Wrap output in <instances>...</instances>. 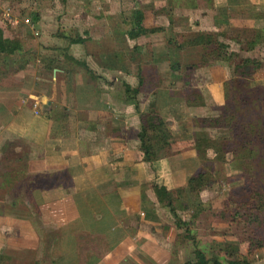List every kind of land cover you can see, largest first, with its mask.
Returning <instances> with one entry per match:
<instances>
[{
  "label": "crops",
  "instance_id": "crops-1",
  "mask_svg": "<svg viewBox=\"0 0 264 264\" xmlns=\"http://www.w3.org/2000/svg\"><path fill=\"white\" fill-rule=\"evenodd\" d=\"M60 1L67 7L70 0ZM71 1L72 18H44L39 8L38 14L31 13L36 18H31L27 36L13 34L0 21V38L19 40L24 51L0 53V189H7L2 178L19 175L14 193L0 191V259L32 264L38 254L55 250L53 264H183L188 259L179 240L181 231L153 186L174 192L185 188L187 178L198 172L193 147L197 136L190 124L193 116L185 112L206 110L214 101L221 104L219 89L225 79L210 78L211 63L193 68V73H207L197 82L199 102L190 98L187 105L176 85L162 82L156 70L155 81L148 86L151 76L145 72L144 76L138 64L135 109L123 84L134 88L137 80L133 84L130 64L119 60L129 38L126 33L125 39L103 28L81 26L86 23L85 7L97 1ZM188 1L163 0V5H157L169 15L175 7L194 9ZM202 1L206 0H196L197 5ZM207 1L204 10L211 15V29L229 23L226 10L239 5L229 0ZM237 1L251 7L264 2ZM100 4L108 8V3ZM183 18L188 21L186 15ZM158 22L164 25L161 19ZM53 24L65 31L71 26L75 34L58 32ZM76 37L82 40L71 43ZM175 70L163 68L170 74ZM149 100L171 132L170 154L145 161L138 147V113L146 110ZM211 154L208 160L217 162ZM203 187L193 198L195 204L212 196L202 194ZM22 203L24 209L18 207ZM217 224L218 229L223 227ZM214 239L223 241L224 249L246 256L249 264H264V248L249 251L247 242L226 236ZM196 248L205 257L203 249L210 246L196 244ZM72 250L74 262L66 258Z\"/></svg>",
  "mask_w": 264,
  "mask_h": 264
},
{
  "label": "rangeland",
  "instance_id": "rangeland-1",
  "mask_svg": "<svg viewBox=\"0 0 264 264\" xmlns=\"http://www.w3.org/2000/svg\"><path fill=\"white\" fill-rule=\"evenodd\" d=\"M96 1L97 3L94 4L91 2L88 3V7H85V9L88 8L86 9L87 14H84L86 16V23H83L81 26L89 25V28L98 27V30H102L103 28L104 31L112 32L119 38H125V33L132 26L134 11L139 10L142 12V15H145L144 18L142 16V25L148 30L147 33L133 39H127L125 43L126 46L124 45L126 48L123 53H120L121 56L124 55L125 57L119 58V60L124 59V64H130L131 73L129 75L133 77V84L138 80V75L141 74L140 68H136L138 64H140L143 73L145 72L147 76H151L150 79L152 80L148 81V86H151L153 81H155L153 70H156V72H159V77L162 82L171 81L173 85H176L175 89L177 88L176 90L181 93L183 100L184 96L188 95V98H191L193 102H199V99L196 98L199 88L197 82L203 80V76L206 75L207 71L204 70L197 74L192 72L193 68H191V65L200 60V48L189 47L187 45L180 47L179 44L190 40L198 34L207 33L211 34L213 37L219 32L228 34L230 26L245 25L255 28L259 32L257 43L251 50L246 52L239 50V46L233 41H229L227 37H219V39L227 42L228 51L238 53L243 57L253 58L259 61L261 66H249L248 71H251V75L246 78L240 76L239 71L241 70L234 69L231 64L221 61L211 63L213 67L210 72L212 77L210 76V78L217 81L218 79L224 78V82H226V85L223 83L221 89H219V99L222 101L221 104L213 100V105L207 107L206 110L200 107L194 108L195 111L191 110V113L188 111L185 112L193 116L190 124L193 126L195 136L199 139L207 140L206 144L201 147L206 159L204 162L199 163L198 171L206 170L211 174V177L204 183L202 194H211L213 198L209 195L210 197L207 202L195 204L193 198L199 196L195 195L196 192L194 196L191 195L188 198L186 197L188 194H185L187 192L183 190L184 187L183 189L181 188V191H178V194L173 192V199L175 198L174 195L177 196V199L173 201L174 209L176 210L178 218L182 220V222H185V224L181 222L178 228L181 231L179 233V240L183 245L182 247L186 258L192 259L193 255L191 249L196 248V244H198L200 246L205 245L208 248L210 246L207 250L205 248L203 249V251H205V257L210 258L214 256L225 263L228 259L223 247L225 243H221L223 241H218L214 238L218 239L226 236L227 239L240 240V242L248 243L246 240H248V238L250 239L251 231H256L258 233L259 231H264V207L260 208L258 212L260 213L259 218L254 221L253 214L257 207L244 210L239 207L238 203L243 197L240 188L244 185L250 187L251 190L259 194V196H256L253 200V203H257L259 199L264 201V138L259 140L253 139L249 143L243 145L245 148L251 149V147H253L255 149L252 154L248 156V160L251 162L249 167V165L243 164V162L248 161L247 152L243 150V148H241L234 157L230 152H226V148L231 146V141L234 140L229 130L219 126L206 127L202 125L200 119L208 116H213L212 118L215 119L222 115V106L225 103L235 107L238 113H242V107L247 104L244 103L247 99L245 95H249L255 100L252 108L253 118L256 119L255 121L257 123L259 122L264 125V2L259 1L258 5L252 4L253 6L251 7L245 2L239 3L237 0H229L239 4L234 8L226 10L229 23L225 26H215V29H211L209 28L210 25L213 24L211 15L209 11L204 10L206 8L205 5L208 4L207 0L205 2L202 1V5H197L198 2H196V0H190L188 2L189 4H193L195 7L194 9L175 7L174 9L172 8V13H170V10H167L170 11L169 15L165 13L166 8L161 9L158 7V0ZM0 2H3L5 6L3 9H0V21L4 24L3 27L6 30L8 28L16 35L22 33L27 36L31 33L30 28L33 22L30 15L33 12H37L38 14V8L39 13L43 15L44 18H51L52 20H59L62 17L72 18L74 16V2L71 0L67 4V7H65L60 0H0ZM100 2L108 3V8L103 9V5L100 4ZM159 3L163 5V0ZM109 5L111 7H109ZM153 5L156 6V8H153ZM185 15L188 17V21H185V18H183ZM24 18H27V23L22 21ZM89 18H93V22L96 25L92 26V21ZM157 19H161L164 25H160ZM76 21H79V19ZM53 26L55 27L54 24ZM169 26L170 30L168 29ZM12 27L14 29H12ZM56 27L58 32H65L71 36L75 34V32H72L71 26L67 27L66 31L62 30L60 24L56 25ZM32 30L35 31L34 29ZM39 30L40 29H38L37 32ZM80 30H83L82 27H80ZM119 43L121 44L120 41ZM172 64H178L179 69L175 70L173 74L171 73L172 75L168 71V73L165 71L163 72V68H167ZM235 88L238 89L240 93H237ZM244 91L245 95L243 94ZM204 98L206 99L205 96ZM201 101L203 103V99ZM149 102L150 100L146 104V108ZM185 108L187 107L185 106ZM256 122L253 123L255 128L259 127ZM219 141L222 143L224 142V147L221 146L222 143L217 144ZM225 146L227 147L225 148ZM216 147H222V149L225 150L223 158H226V161H217L213 163L211 160H208L207 157L212 151L214 153L213 148ZM207 151L209 152L207 153ZM162 154H164L163 149L159 150V155ZM14 164L17 163L15 162ZM244 167L246 169L243 170ZM242 170L250 172V176L245 178L246 181L239 177V175L242 174ZM247 171L245 172V176H247ZM9 177H13V175H7L2 178L7 182V185L2 186L11 189L14 193L19 185L17 184L19 175L8 179ZM10 183H13V185H10ZM6 190L0 189V191ZM223 197L225 200L221 202ZM211 198L212 200L210 203L209 200ZM218 198H220V203H218ZM8 201L9 200H7V202ZM35 203L36 201L33 202V204ZM18 207L24 209L23 203ZM192 214L195 218H192ZM218 222H220V228L221 225H223L221 229H218ZM185 230H187L186 234ZM52 251L55 250H50V253H48V251H43V254H38L37 257L41 256L32 264H53V257L56 256V251ZM66 258L74 262L73 250L67 253ZM13 262L14 263L10 262L8 259H0V264H26L24 262L16 263V260H13ZM65 263L71 264L68 262ZM208 264H210V262Z\"/></svg>",
  "mask_w": 264,
  "mask_h": 264
},
{
  "label": "trees",
  "instance_id": "trees-1",
  "mask_svg": "<svg viewBox=\"0 0 264 264\" xmlns=\"http://www.w3.org/2000/svg\"><path fill=\"white\" fill-rule=\"evenodd\" d=\"M31 18L35 19V15L31 14ZM228 34L219 32L216 33L213 37L211 34L203 33L198 34L194 37H192L190 40H187L186 42H182L179 44L180 47H183L185 45L189 47H198L201 49L200 54V60L197 63H194L191 65V68H197L201 66L209 65L210 63L221 61L228 64H231L234 69H240L239 75L242 77H249L251 75V71L249 69V66H255L259 67L261 66V63L253 58L243 57L240 56L238 53H234L232 51H228V44L227 42L223 41L222 39H219V37H227L229 41H233L239 46V50L241 51H248L253 48V46L257 43L259 39V32L255 28H251L248 26H230L229 27ZM147 29L143 27L142 25V12L139 10L134 11L133 13V24L129 28V30L126 32V36L128 38H136L140 35H143L144 33H147ZM2 33V32H1ZM0 33V34H1ZM82 39L74 38L70 40L71 43L80 42ZM18 52L20 54H24L23 48L21 47V43L17 39H1L0 38V53H14ZM23 56L19 57V59H22ZM54 61H51V63ZM49 63H46V66L48 67ZM55 64L52 63V67ZM171 69H179L178 64H172ZM20 68V65L18 66ZM140 84V79L137 80V86L134 88H130L127 84H123L124 91L127 94L128 98L135 101L134 108L137 109L136 106V94L138 93V87ZM224 85H226V82H224ZM235 91L237 93H240L238 89L235 88ZM245 95V91L243 93ZM246 96V102L242 107V113H238L235 107L231 106L230 104H224L222 115L218 116L217 118L212 117H206L201 118L202 125L206 127H214L219 126L224 129L229 130V132L232 134L233 139L236 141H231V146H225L226 152H230L233 154V157L236 156L241 148L245 150L247 153V160L248 156L252 154V152L255 150L253 147L251 149L245 148L243 145L249 143L251 140H259L264 138V125L261 123H257L255 118H253V103L255 100H253L249 95ZM185 103H189L188 95L184 96ZM248 101V102H247ZM190 105V104H189ZM139 117V131L137 133V138L139 142V150L143 154V159L145 161H152L155 160L159 156V150H164V154L168 155L170 154L169 151V139L171 138V132L167 128V126L164 124L163 119L160 117V115L157 113V111L153 108V102L150 101L148 104V107L145 111L138 113ZM256 122L259 127L255 128L253 126V123ZM207 140H202L199 138L194 139L193 147L195 149V154L197 156V159L199 160V163H202L205 161L204 151L201 148L202 145L206 144ZM222 142L219 141L217 144H221ZM221 146L224 147V142L221 144ZM218 147V146H217ZM213 148L214 149V160L216 161H224L223 154L225 150L220 148ZM158 151V152H157ZM244 165H249L251 162L245 161L243 162ZM246 169L245 167L243 170ZM242 170V174L239 175V177L243 178L245 181V178H248L250 176V172L245 170ZM247 171V176H245V172ZM211 177V174L209 171L203 170L198 171L194 175H191L187 178V181L185 183V188L189 193H195L197 190L204 185V183L207 181L208 178ZM183 189V188H182ZM181 188L175 189L174 192L178 194V191L182 190ZM242 199L238 201L239 207L246 210V209H253L257 207L255 210V213L253 214V219L256 221L258 219V216L256 215L260 208L264 207V201L259 199L257 203H253V200L256 196H259V194L253 190H251L250 187L244 185L240 188ZM153 191L157 196V199L159 201H163L164 205L169 208V211L173 214L175 218V225L177 227L180 226L181 220L174 215V206L173 201L177 199L175 197L173 199V192L167 191L163 186H153ZM184 223V222H182ZM185 224V223H184ZM254 228V227H253ZM264 229V227H263ZM185 230V234H186ZM251 239V241H250ZM248 238V246L249 251L254 249H261L264 248V231H251V237ZM240 241V240H239ZM251 243V244H250ZM192 259H188L183 262V264H249L248 259L246 257H243L240 255L236 249H230L225 248V254L227 255L228 259L223 263L224 261H220L218 258L211 256L210 258L206 259L203 255V253L196 249L192 248Z\"/></svg>",
  "mask_w": 264,
  "mask_h": 264
},
{
  "label": "built area",
  "instance_id": "built-area-1",
  "mask_svg": "<svg viewBox=\"0 0 264 264\" xmlns=\"http://www.w3.org/2000/svg\"><path fill=\"white\" fill-rule=\"evenodd\" d=\"M22 21H23L24 23H27V22H28L27 18L22 19Z\"/></svg>",
  "mask_w": 264,
  "mask_h": 264
}]
</instances>
